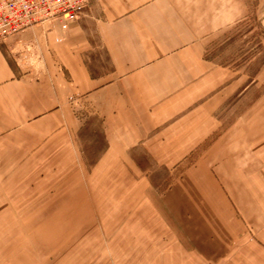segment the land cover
I'll return each mask as SVG.
<instances>
[{"label": "crops", "instance_id": "1", "mask_svg": "<svg viewBox=\"0 0 264 264\" xmlns=\"http://www.w3.org/2000/svg\"><path fill=\"white\" fill-rule=\"evenodd\" d=\"M261 14L264 0H88L67 27L38 25L1 44L0 264H229L219 236L180 223L195 204L193 192H206L209 175L223 172L221 159L242 165L244 137L252 140L246 150L257 166L264 158V93L244 111L260 70L246 82L243 71L208 51ZM91 114L103 147L88 163L81 133ZM191 156L198 160L183 174L201 173L203 182L187 176L162 192L149 183L148 173ZM37 174L43 181L31 187ZM260 189L248 187L258 207ZM57 203L64 207L58 217L43 218V246L32 245L31 230L19 222L31 223V207ZM101 205L122 207L120 229L100 225L115 221L112 214L99 217ZM20 206L29 211L15 213ZM53 220L97 225L57 231ZM247 254L233 264L264 258Z\"/></svg>", "mask_w": 264, "mask_h": 264}, {"label": "rangeland", "instance_id": "2", "mask_svg": "<svg viewBox=\"0 0 264 264\" xmlns=\"http://www.w3.org/2000/svg\"><path fill=\"white\" fill-rule=\"evenodd\" d=\"M8 42V41H6ZM209 53L217 58L222 64H226L233 68L243 71L249 77L245 81H249L251 77H255L257 70H260V76L258 79L257 88L253 89V93L245 99L244 111L252 103V100L258 95L262 96L264 93V14L256 19L254 16H250L249 19L244 20L237 26L232 28L219 38L209 49ZM24 57L28 56L23 54ZM24 57L22 59H24ZM221 60H220V59ZM23 61H27L26 58ZM263 97V96H262ZM260 98L262 102L264 98ZM253 98V99H252ZM80 112V111H79ZM85 112V111H84ZM237 111L234 113L235 120ZM88 116V125L83 129L81 137L83 138V145L85 149V160L93 163L96 160V156L101 152L103 142L101 139V132L98 121L92 116ZM251 115V114H250ZM232 116L228 119H231ZM230 121V120H229ZM264 121V111L260 112V122ZM231 122H229L230 124ZM252 140L244 137L245 157L237 165V158H224L221 159L225 165H222V173L210 174V182L205 183L206 192L201 189L193 192L194 203L185 207L182 214L187 215V221H182L180 224L184 229L193 230L199 232L197 235H203V233H212L211 236H219L223 246H227V258L229 264H233L237 257L242 261L241 256H248L247 252L260 254L264 257V180L261 174H264V158H260V164L257 166L255 158L248 156L251 153L253 143ZM197 156H191L186 159L180 158V164L174 168L168 170L167 168H158L152 173H148V181L151 185H158V191L162 192L169 186V184L175 179H183L186 181V177H193L196 183L203 182V176L201 173H191L190 176L183 174L184 171L197 161ZM219 163L220 159H212L211 162ZM200 162H203L201 159ZM237 169L242 170L243 173L238 172ZM262 172V173H259ZM43 174H37L32 178L31 175V187L33 184H40L43 181ZM80 176V175H79ZM86 174L84 175V182L87 181ZM122 176L118 175L115 180L120 181ZM186 178V179H185ZM258 180V181H257ZM70 181V180H69ZM71 182H75V179ZM252 183H258L259 186H263V190H258L260 194L259 207L252 203L248 187ZM203 186V184H201ZM222 187V188H221ZM255 192V190H253ZM21 193H23L21 191ZM38 198H44L45 191H39ZM211 198L212 203H206L205 199ZM64 207L62 205L54 204L37 207H31V223L28 218H22L19 222L21 229L31 230V244L36 246H43L42 236L44 235V220L43 218L47 214H53V218L58 217V214ZM12 207L5 206V213L11 212ZM122 209L120 206H99L97 213L100 218L115 217V221L107 223V221H99L101 224H106V229H120L123 220ZM7 210V211H6ZM113 210V212H111ZM119 210V211H118ZM29 207L20 206L15 208V213L23 214L28 212ZM90 212V210H88ZM86 211L84 214H89ZM106 212H111L107 215ZM107 215V216H105ZM27 219V220H26ZM7 223H5L6 225ZM55 230H59L61 225L64 224L67 228L77 229L84 231L87 229L95 228L96 221L80 222V223H61L59 221L49 222ZM48 225V224H47ZM49 226V225H48ZM5 237L4 241L10 240ZM26 237H20L21 241L26 240ZM29 238V237H27ZM212 240H215L213 238ZM54 242V239H53ZM215 245V243H214ZM219 246V244L215 245ZM254 251V250H257ZM40 252V251H39ZM42 252V251H41ZM243 252V253H241ZM58 253H52L49 255L51 259L58 258ZM41 260L44 261V254H41ZM50 261V259L45 258ZM260 264H264V258L256 257ZM57 261V259H56ZM239 262V261H238Z\"/></svg>", "mask_w": 264, "mask_h": 264}, {"label": "built area", "instance_id": "3", "mask_svg": "<svg viewBox=\"0 0 264 264\" xmlns=\"http://www.w3.org/2000/svg\"><path fill=\"white\" fill-rule=\"evenodd\" d=\"M88 0H0V45L32 27L57 23L65 28Z\"/></svg>", "mask_w": 264, "mask_h": 264}]
</instances>
